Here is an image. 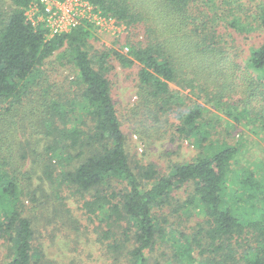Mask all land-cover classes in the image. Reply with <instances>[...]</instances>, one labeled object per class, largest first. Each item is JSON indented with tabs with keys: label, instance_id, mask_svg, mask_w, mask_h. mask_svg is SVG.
I'll list each match as a JSON object with an SVG mask.
<instances>
[{
	"label": "trees",
	"instance_id": "16d2710c",
	"mask_svg": "<svg viewBox=\"0 0 264 264\" xmlns=\"http://www.w3.org/2000/svg\"><path fill=\"white\" fill-rule=\"evenodd\" d=\"M33 1L0 0V213L5 219L3 235L12 242L7 264H35L33 256H41L34 244L38 220L26 216L23 199L34 196L27 182L39 168L43 177L38 179L45 178L55 191L54 200L46 197L51 207L57 206L55 214L63 219L68 215L59 210L66 192L89 194L81 208L104 218V238L115 228L123 229L125 236L124 241L102 243V248L120 255L124 243L131 241L129 264H146V253L156 242L169 239L167 264H264V151L255 164L248 160L245 167H236L247 138L238 126L264 138V36L242 67L223 57L213 32L205 34L209 23L198 24L199 0H88L102 15L127 27V34L114 40L116 48L90 53L91 26L47 38L46 27L28 19ZM257 21L264 33V0ZM230 23L239 29L236 20ZM54 53L58 59L67 58L76 72L67 88L76 92L77 101L67 105L49 95L50 88L37 86ZM111 60L135 70L147 120L167 123L179 90H189L232 121L235 141L215 140L195 103L177 115L176 132L192 140L200 152L197 158L170 166L167 174H158L152 164L132 167L106 77ZM26 100L32 108L23 121L18 112ZM33 128L39 132L27 138L24 133ZM13 154H19L21 163L11 160ZM26 161L30 166L22 171ZM230 182L237 186L232 192ZM113 183L126 188L115 191ZM183 187L192 192L178 210L195 209L203 221L189 236L166 227L165 219L160 223L158 215L170 205L172 192Z\"/></svg>",
	"mask_w": 264,
	"mask_h": 264
},
{
	"label": "rangeland",
	"instance_id": "374dc122",
	"mask_svg": "<svg viewBox=\"0 0 264 264\" xmlns=\"http://www.w3.org/2000/svg\"><path fill=\"white\" fill-rule=\"evenodd\" d=\"M261 2L262 0H199L196 3L198 10H201L197 18L198 24L202 21L209 23L205 34L213 32L211 36L216 38L214 43L216 42L221 48L218 51L223 50V57L233 63L235 62L236 65L244 66L251 50L259 45L264 36L257 21L258 8ZM233 20H236L242 27L237 29L235 26V28L230 26V22ZM125 28L126 30L123 33L122 31H120L121 33L115 31L108 33L90 27L91 37L88 42L90 53L116 48L113 42L121 34H127V27L125 26ZM63 50L61 49L62 52ZM119 51L121 50L119 49ZM109 66L110 71L106 77L110 82L112 98L124 127L126 148L132 167L137 169L138 166L152 164L158 174H167L170 166L192 162L197 158L200 152L190 142L192 140L184 139L176 132V125L179 123L177 115L192 109L195 103L200 105L202 120L207 121L208 131L215 140L235 141L232 134H230V132L236 133L235 128L230 126L232 121L226 118L221 109L219 110L211 104H207L198 97V94L189 90H179L180 94L176 95L178 98L175 102V110L177 109L178 113H175L174 110L173 113L167 115L165 119L167 123L163 121L164 119H161L160 124L156 121L147 120L137 95L135 70L122 68L115 60H111ZM42 72V77L37 86L44 85L46 90L50 88L49 95H53L55 99L59 98V101L66 105L73 100L77 101L76 92L67 88V85L73 82L76 77V72L67 58L58 59L57 53H54L47 60ZM34 90V93H37L38 88ZM40 93L45 94L41 91ZM28 102L29 100L24 101L21 111L18 112L23 121H25L22 118L24 113H28L32 108ZM20 118L16 122L20 123ZM238 127L247 137L246 139L244 137L245 146L242 147L240 162L236 165L237 168H243L248 165V160L255 164L263 156L264 138L263 135L259 137L251 135L244 128ZM36 131L39 132L38 129L33 128V130L24 134L29 138L31 134H36ZM17 133V138L23 135L19 130ZM18 155L13 154L11 160L21 163V160L17 158ZM28 161L31 162V159L29 158ZM28 161L24 163L22 171L29 168ZM40 170L41 168H39L38 173L33 175L31 182H27L28 188L34 192V196L30 194L28 197L23 198L26 204V216L38 220L36 222L38 227L35 229L36 240H34V244L37 247L36 243H38L42 252H40V257L38 253L33 256L35 264H129L127 251L132 249L133 244L131 241L124 243L120 255L110 253L101 246L102 243H111L113 238L124 241L123 229L115 228L112 235L107 234L109 237L104 238L107 231L104 218L97 217L98 213L96 216L88 215L81 208V202L84 199H89V194L82 196L73 191L71 193L66 192L65 204L59 210L67 211L68 215H64L65 219H63L61 215L55 214L54 208H57V206L51 207L52 202H47L49 200L46 199L47 196H53L50 199L54 200L56 197L55 191L52 190V186L45 178H42V182L38 179L43 177ZM236 174H239V171H236ZM17 176L16 179L19 181L20 187L23 188L22 179L19 174ZM234 187H237L235 183L228 188H231L232 192ZM125 188V184L113 183L111 189L124 191ZM189 188L183 187L174 190L171 194L170 205L164 206L158 213L160 223L162 219H165L164 225L166 227L181 230L187 233L188 236L193 233L192 229L195 230L197 224L203 222L202 215H199L195 209L188 212L178 210V207L191 194L192 189ZM226 191L229 194V189ZM57 195L62 198L58 192ZM34 207H36L35 210ZM1 214L2 212L0 213V264H7L12 255V242L8 239V236L3 235L2 229H4V226L2 228V225H4L5 219L4 215ZM125 227V223H122V228ZM130 238L131 233L127 240ZM171 241L172 239L167 242L158 240L155 247L146 253V264H167V260L171 256Z\"/></svg>",
	"mask_w": 264,
	"mask_h": 264
},
{
	"label": "built area",
	"instance_id": "2783aa9c",
	"mask_svg": "<svg viewBox=\"0 0 264 264\" xmlns=\"http://www.w3.org/2000/svg\"><path fill=\"white\" fill-rule=\"evenodd\" d=\"M33 2L27 11L28 19L33 25L42 23L47 29V38L63 35L86 25L108 33L113 31L123 33L126 30L125 26L115 18L102 15L88 0H34ZM123 50L128 51L127 48Z\"/></svg>",
	"mask_w": 264,
	"mask_h": 264
}]
</instances>
